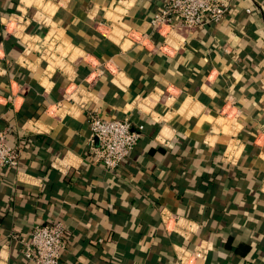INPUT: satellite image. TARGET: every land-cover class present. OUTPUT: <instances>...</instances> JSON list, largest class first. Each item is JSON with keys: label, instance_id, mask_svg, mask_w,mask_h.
<instances>
[{"label": "crops", "instance_id": "obj_1", "mask_svg": "<svg viewBox=\"0 0 264 264\" xmlns=\"http://www.w3.org/2000/svg\"><path fill=\"white\" fill-rule=\"evenodd\" d=\"M226 2L164 39V0H0V264L54 220L60 264H264V0ZM90 110L142 130L113 172Z\"/></svg>", "mask_w": 264, "mask_h": 264}, {"label": "built area", "instance_id": "obj_2", "mask_svg": "<svg viewBox=\"0 0 264 264\" xmlns=\"http://www.w3.org/2000/svg\"><path fill=\"white\" fill-rule=\"evenodd\" d=\"M229 13L230 5L226 0H164L160 11L154 14L149 23L153 32L166 39L176 30L191 33L203 26H216ZM87 117L93 161L103 165L108 172H113L135 149L142 130L135 128L128 118L105 119L94 110L88 111ZM21 154V146L10 145L7 133L0 132V170L17 168ZM174 220L175 223L179 221L176 217ZM12 238L17 240L15 235ZM70 240L66 224L54 220L33 225L29 237L18 242L27 261L34 264H60Z\"/></svg>", "mask_w": 264, "mask_h": 264}]
</instances>
